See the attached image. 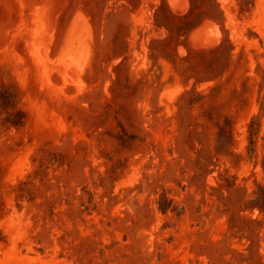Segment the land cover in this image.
Segmentation results:
<instances>
[{"label": "rangeland", "instance_id": "rangeland-1", "mask_svg": "<svg viewBox=\"0 0 264 264\" xmlns=\"http://www.w3.org/2000/svg\"><path fill=\"white\" fill-rule=\"evenodd\" d=\"M263 202L264 0H0V264H264Z\"/></svg>", "mask_w": 264, "mask_h": 264}, {"label": "trees", "instance_id": "trees-1", "mask_svg": "<svg viewBox=\"0 0 264 264\" xmlns=\"http://www.w3.org/2000/svg\"><path fill=\"white\" fill-rule=\"evenodd\" d=\"M162 208H163V209H166V206H163ZM263 209H264V202H263Z\"/></svg>", "mask_w": 264, "mask_h": 264}]
</instances>
